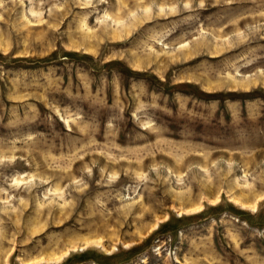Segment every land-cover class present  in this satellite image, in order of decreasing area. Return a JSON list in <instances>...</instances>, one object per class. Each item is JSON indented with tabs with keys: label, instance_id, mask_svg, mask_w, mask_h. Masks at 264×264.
<instances>
[{
	"label": "rangeland",
	"instance_id": "rangeland-1",
	"mask_svg": "<svg viewBox=\"0 0 264 264\" xmlns=\"http://www.w3.org/2000/svg\"><path fill=\"white\" fill-rule=\"evenodd\" d=\"M30 263L264 264V0H0V264Z\"/></svg>",
	"mask_w": 264,
	"mask_h": 264
},
{
	"label": "bare ground",
	"instance_id": "bare-ground-1",
	"mask_svg": "<svg viewBox=\"0 0 264 264\" xmlns=\"http://www.w3.org/2000/svg\"><path fill=\"white\" fill-rule=\"evenodd\" d=\"M55 260V259H54ZM41 262V261H40ZM35 263V262H34ZM31 264V263H30Z\"/></svg>",
	"mask_w": 264,
	"mask_h": 264
}]
</instances>
